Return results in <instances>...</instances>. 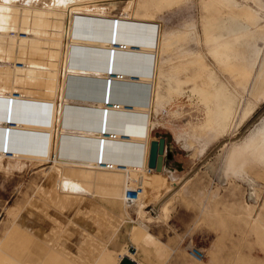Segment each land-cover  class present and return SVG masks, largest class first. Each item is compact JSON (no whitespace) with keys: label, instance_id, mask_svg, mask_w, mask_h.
I'll return each instance as SVG.
<instances>
[{"label":"rangeland","instance_id":"374dc122","mask_svg":"<svg viewBox=\"0 0 264 264\" xmlns=\"http://www.w3.org/2000/svg\"><path fill=\"white\" fill-rule=\"evenodd\" d=\"M263 76L264 0H0V264H140L96 255L86 224L66 245L39 225L91 202L135 216L142 264H264ZM157 136L164 182L146 167ZM139 172L154 214L121 200Z\"/></svg>","mask_w":264,"mask_h":264},{"label":"crops","instance_id":"0c3cea01","mask_svg":"<svg viewBox=\"0 0 264 264\" xmlns=\"http://www.w3.org/2000/svg\"><path fill=\"white\" fill-rule=\"evenodd\" d=\"M150 77L151 78H150V83H149V89H150L152 78H153L152 76ZM263 89H264V76L262 77V79L256 86V90L263 91L262 93H264ZM142 91H143L142 88L140 90L137 89V92L135 94H138L137 95L138 98H140V94ZM54 102H56V99ZM167 145L168 144L166 143L165 151L167 155L166 156L164 155L163 157L164 158L163 166L165 170L161 173H158V172L154 173L152 171L149 172L150 176L153 179L157 178V180H160L161 182L165 181L164 174L173 168V165L175 162V155L171 150L169 151ZM165 184L166 185L171 184L170 178H168V182L166 181ZM113 202H115V200ZM73 208L74 210H71L72 211L71 214H69V210L68 208H66L68 217L62 218L63 221H59V220L57 221L55 218L52 219L53 217L49 218L47 215H43V217L45 218L43 217L41 218L44 220L43 222H41L42 224L40 223L39 225L43 228L44 233H46L49 236L50 235L55 236L57 241H61L65 243L66 245L67 238H68L67 241L72 240L69 237L70 235H72L71 231L73 232L71 227L75 225L74 227V230H75V228L79 227V225L86 224L87 229H88L87 231L89 232L90 236L95 239V240L92 239L93 241H96V240H101L104 242L106 241V243H104L106 247H103L102 246L103 244H99L98 247L96 246V244L95 246L94 245L91 246L90 250H93L96 255H98L104 249L107 250L108 252H112L113 254H117V255H119V251L121 250H124L125 253L129 254L128 251H130L134 247L135 248L134 253H130V254H132L135 260L140 264H142V262H145L147 260V255L143 253V249L150 248V245L146 243H142L143 241H138V243L133 242V239H131L130 237V232L128 228L129 223H132V222L125 219L124 215L122 217V214L120 213L119 210H114L115 207L111 208V207L103 205V203H100V202L98 203L91 202L89 204H86L85 206H81L80 208H77V206L74 205ZM81 212H82L81 217H78V215ZM141 222L147 223L149 224V226H151L150 234L152 235L153 238H155V240H158L160 242V240L164 239L163 232L165 231V228L169 227V224L162 222V219H157V218H155L154 223L148 222L145 219ZM67 227H70L69 228V230H71L70 232H66ZM77 239H79L78 234H77L76 240ZM68 250L70 249L68 248ZM86 253L88 252L84 250V253H82L81 255H85ZM88 255H92V254L88 253Z\"/></svg>","mask_w":264,"mask_h":264},{"label":"built area","instance_id":"2783aa9c","mask_svg":"<svg viewBox=\"0 0 264 264\" xmlns=\"http://www.w3.org/2000/svg\"><path fill=\"white\" fill-rule=\"evenodd\" d=\"M119 47H124V44L121 45V43L119 44ZM50 118V116H49ZM109 136L111 137H115V133L110 132ZM51 157H57V154L55 153H51ZM94 167L98 166L102 169L105 170H111L113 168L119 167V168H123L124 165H120L116 162L111 161H106V160H102V159H97L95 161V163H93ZM146 167H147V161H146ZM148 168V167H147ZM143 174L141 172H139L137 174V177H135V179L133 180L131 185H126L123 189V193H122V197L121 200L123 202V205L126 207H134L137 205V201L140 197V195L143 193ZM143 208L145 210V212H147L148 214H154L155 213V206L152 204H143ZM127 220H129L130 222H133L136 220L135 216L133 218H128ZM130 253H134L135 248L133 247L132 250H130ZM188 253L190 255V257L195 258L197 260H202L205 256V252H203L200 248H196L194 246H192V248H189Z\"/></svg>","mask_w":264,"mask_h":264},{"label":"water","instance_id":"95a60500","mask_svg":"<svg viewBox=\"0 0 264 264\" xmlns=\"http://www.w3.org/2000/svg\"><path fill=\"white\" fill-rule=\"evenodd\" d=\"M8 121L13 120L10 118L11 111L10 109L14 105L13 100L8 99ZM5 131L9 132L7 129ZM165 138L162 136H157L156 139H150L149 140V148L147 153V166L149 168H154L156 171L161 170L163 167V161H164V155L166 156L167 153L165 151V145H166ZM102 144V142H101ZM102 147V145H101ZM118 264H136L135 262H132L128 257L122 258Z\"/></svg>","mask_w":264,"mask_h":264},{"label":"bare ground","instance_id":"6f19581e","mask_svg":"<svg viewBox=\"0 0 264 264\" xmlns=\"http://www.w3.org/2000/svg\"><path fill=\"white\" fill-rule=\"evenodd\" d=\"M65 1V0H64ZM68 11H69V9H68ZM119 23H121V20H119ZM119 27V26H118ZM13 35H15L14 33H12ZM110 38V37H109ZM108 38V39H109ZM122 44H124V43H121V45ZM116 47H119V45H117ZM3 48V47H2ZM122 48V47H121ZM123 48H126V46H125V44H124V47ZM6 50V49H5ZM119 78L121 79V75H119ZM8 96L11 98H16V99H25V96H24V94H22V93H20V92H18V91H15V90H11V92H9L8 93ZM107 102L108 101H105V104H107ZM114 103H112V105H113ZM8 121V120H7ZM1 122V121H0ZM3 122V121H2ZM11 121H9V123H10ZM8 123V122H7ZM12 124V123H11ZM61 128V127H60ZM259 128H261V129H263L264 128V122L262 123V125L259 127ZM7 130H9L8 128H6ZM58 129V128H57ZM261 132V131H260ZM259 132V133H260ZM7 133L8 132H6V134L5 135H7ZM114 133V132H113ZM57 134V133H56ZM109 134H110V132H108L107 133V135L109 136ZM116 136V135H115ZM57 137V136H56ZM111 137V136H110ZM252 137V136H251ZM112 138H115V137H112ZM257 138H255V140H256ZM57 140V139H56ZM55 142V141H54ZM102 142V147H101V145H100V147H101V149L103 148V146H104V143H103V141H101ZM57 145V143L55 142L54 143V147ZM53 147V148H54ZM56 149V148H55ZM9 154V153H8ZM11 155V154H10ZM53 158V160H55L56 158L55 157H52ZM75 161V160H74ZM107 161H110V160H107ZM118 164H120V165H124V163H118ZM124 167H125V165H124ZM123 167V168H124ZM148 167V166H147ZM116 168H119V167H116ZM123 168H120V169H123ZM148 169H150L149 171L151 172H158V173H161V172H163L162 170H163V167H162V169L161 170H158V171H156L154 168H149L148 167ZM137 177V176H136ZM134 178V177H133ZM132 178V179H133ZM132 182V181H131ZM131 185V184H130ZM142 204V206H143V204H152V203H149L148 202V200H147V198L146 197H143V196H141L140 195V197H139V199H138V201H137V204ZM137 206V205H136ZM144 207V206H143ZM124 257H128L132 262H135L134 260H132L128 255H126V256H123V257H121V259L122 258H124ZM120 259V260H121ZM136 263V262H135ZM137 264V263H136Z\"/></svg>","mask_w":264,"mask_h":264}]
</instances>
